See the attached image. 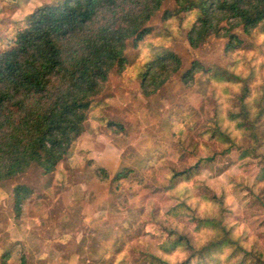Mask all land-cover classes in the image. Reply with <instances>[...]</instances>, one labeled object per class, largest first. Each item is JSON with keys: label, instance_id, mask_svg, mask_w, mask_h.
<instances>
[{"label": "rangeland", "instance_id": "rangeland-1", "mask_svg": "<svg viewBox=\"0 0 264 264\" xmlns=\"http://www.w3.org/2000/svg\"><path fill=\"white\" fill-rule=\"evenodd\" d=\"M43 1L48 0H0V36ZM174 5L175 0H164L147 23L151 32L137 45L126 41L127 63L114 68L94 96L73 155L49 174L30 163L0 182V256L9 250V262L24 256L27 264H149L144 256L151 253L179 263L189 252L183 247L164 251V235L155 221L201 244L215 232L195 229L191 208L196 217H220L233 239L264 258V140L257 155L242 156L249 140L224 119L222 125L236 142L226 152L227 145L206 130L217 111L225 115L237 86L213 82L201 71L187 82L181 79V72L198 61L203 67L252 72L250 87L256 92L264 80V34L250 37L237 26L231 32L242 42L232 51L225 50L224 30L192 47L185 25L174 17L162 19ZM163 48L179 55L181 68L156 89L143 86L138 75L142 63ZM210 156L190 179H172V170ZM125 168L137 175L112 180ZM17 184L33 190L19 214L12 196ZM180 201L189 208L168 214ZM187 264L200 262L191 258Z\"/></svg>", "mask_w": 264, "mask_h": 264}, {"label": "trees", "instance_id": "trees-1", "mask_svg": "<svg viewBox=\"0 0 264 264\" xmlns=\"http://www.w3.org/2000/svg\"><path fill=\"white\" fill-rule=\"evenodd\" d=\"M164 0H48L43 1L16 20L0 36V182L23 172L35 163L42 174L53 172L60 161L73 155L76 139L94 104V96L102 89L109 73L121 70L127 63L126 41L137 45L152 30L147 23ZM177 18L187 27L185 37L192 47L202 44L211 34L228 37L226 51L238 47L242 40L231 30L240 26L250 36L264 34V0H175L162 19ZM227 24V27L221 25ZM184 28V27H183ZM182 62L170 49H160L141 65L138 75L143 86L162 85L177 73ZM197 71L213 82L235 84L230 107L225 115L218 111L206 130L210 137L227 145L236 142L230 136L226 119L233 124L249 145L242 156L257 155L263 146L264 80L252 92L253 73L243 75L233 70L203 67L194 61L181 72L184 82ZM145 84V85H144ZM145 88V87H144ZM264 159V152L262 153ZM199 160L183 170H172V179L188 180L200 172ZM264 176V166L261 167ZM130 168L117 171L112 180L136 176ZM33 190L22 184L13 187V209L19 214L24 200ZM219 203L221 199H217ZM189 207L180 201L168 209L175 215ZM195 229L209 228L215 233L203 243L194 245L190 237L170 224L155 221L164 235L161 247L169 252L183 247L188 258L174 264H187L195 258L200 264H264L254 250L241 246L230 236L220 217H199ZM226 248L231 251L223 258ZM10 251L0 256V264H27L24 256L9 262ZM149 264H171L164 258L146 253Z\"/></svg>", "mask_w": 264, "mask_h": 264}]
</instances>
